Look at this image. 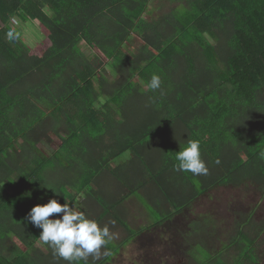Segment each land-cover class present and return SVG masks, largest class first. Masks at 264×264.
Wrapping results in <instances>:
<instances>
[{
    "label": "trees",
    "instance_id": "obj_1",
    "mask_svg": "<svg viewBox=\"0 0 264 264\" xmlns=\"http://www.w3.org/2000/svg\"><path fill=\"white\" fill-rule=\"evenodd\" d=\"M12 17L36 21L46 47H12ZM132 31L143 43L125 50ZM81 38L108 57L116 80L96 75L102 62L77 49ZM153 73L161 87L141 91L137 77L147 85ZM100 93L114 97L103 119L93 103ZM141 95L146 102L129 101ZM143 106L159 116L150 132L171 120L185 125L208 174L171 176L174 211L158 216L151 242H138L136 264H171L170 255L184 264H264L256 208L230 204L227 224L212 211L188 212L219 187L264 197V0H0V264H66L37 246L41 229L27 213L49 198L71 206V190L90 191L131 144L111 109L131 121ZM49 132L61 143L45 155L37 145L54 137Z\"/></svg>",
    "mask_w": 264,
    "mask_h": 264
},
{
    "label": "crops",
    "instance_id": "obj_2",
    "mask_svg": "<svg viewBox=\"0 0 264 264\" xmlns=\"http://www.w3.org/2000/svg\"><path fill=\"white\" fill-rule=\"evenodd\" d=\"M13 18L17 19L19 23L15 24ZM142 18L148 19V16L142 15ZM11 22L19 30V33L14 34L10 40L12 47L19 49L26 45L32 51L46 47L42 44L45 34L36 21H25L31 28L24 25L25 22L17 17H12ZM23 25L25 32L22 31ZM132 43H143L135 31H132L130 40L123 44V48L133 50ZM40 44H42L41 47ZM76 47L85 56L95 55L102 62L100 67H93L96 75L101 73L109 82L117 79L118 74L109 64L108 57L98 48L90 46L84 38L78 41ZM136 81L141 90L146 89L145 83L140 78L137 77ZM73 84L75 83L73 82ZM98 86L95 83L94 91H98ZM49 87H51L50 84ZM48 95L50 97L51 93L49 92ZM109 97V95L100 93L99 97L93 101L100 119L104 118L103 113H107L104 106L106 100L114 101V97ZM146 97V95L134 96L129 101L142 102L144 100L146 102ZM111 116L117 119L119 124H126L125 129L130 134V138L127 139L131 144L124 148L119 156L110 160L111 169H103L93 178L89 185L90 191L85 193L71 190V206L82 211L89 219L97 221L100 226L107 225L113 234V239L110 242H114L112 244L115 247H113L114 250L110 252L106 247H103L101 249L102 256L94 260L97 263L104 262V264L113 263L115 258L110 255L122 254V248L127 243L137 242L138 246V242H151L152 234H159L156 233L157 229H154L158 216L174 211L167 198H169V190L177 182L171 176L180 172L174 169L175 152L190 140L185 125L178 120H171L150 132L147 129L151 125L150 119L159 116L149 115L146 106H143V110L136 112L131 121L130 118L121 121L123 116L117 113L116 109H111ZM76 118L81 117L78 114ZM155 125L156 122L151 127ZM51 134L54 136L52 139L42 140L37 145L42 154H52L59 148L60 137ZM177 192L175 191V193ZM201 197L204 196H198V198ZM167 209L168 211H166ZM144 234H148V237L145 238ZM88 260L93 259L89 257Z\"/></svg>",
    "mask_w": 264,
    "mask_h": 264
},
{
    "label": "clouds",
    "instance_id": "obj_3",
    "mask_svg": "<svg viewBox=\"0 0 264 264\" xmlns=\"http://www.w3.org/2000/svg\"><path fill=\"white\" fill-rule=\"evenodd\" d=\"M8 37L12 39L13 33L9 32ZM161 83L159 75L153 73L146 88L155 91L161 87ZM258 155L264 159V151H260ZM175 161L176 171L190 172L194 176L208 174V168L201 158L199 140H188L185 146L175 152ZM54 214L61 215L57 218ZM27 220L41 229L40 241L66 264H80V261L88 264L89 257L93 261L98 259L101 249L113 239L107 225L100 226L82 211L69 206L68 202L61 204L55 198H49L44 204L34 205L27 213Z\"/></svg>",
    "mask_w": 264,
    "mask_h": 264
},
{
    "label": "rangeland",
    "instance_id": "obj_4",
    "mask_svg": "<svg viewBox=\"0 0 264 264\" xmlns=\"http://www.w3.org/2000/svg\"><path fill=\"white\" fill-rule=\"evenodd\" d=\"M150 2H154V0H150ZM14 23H19V21L13 18ZM24 25L31 28V26L25 22ZM23 25L22 31L25 32V26ZM17 26V25H16ZM211 40V38H209ZM143 91V90H141ZM41 146V145H40ZM47 152V151H45ZM235 200V201H234ZM240 204L243 207H253L256 208L255 215L256 217H264V197L259 192H244L242 189L234 187V188H222L219 187L217 190L212 191L211 197H201L197 200L195 206L189 211V216L191 218L204 213L206 211H212V213H217L224 219V222L229 223L230 217L227 216L229 213L230 204L236 205ZM145 232V230H144ZM132 236V235H131ZM135 235L133 236V238ZM144 237H148V234H144ZM141 238V237H140ZM112 242L111 244H113ZM40 244L41 241H40ZM37 246H42V245ZM122 254H117L114 256L113 254L110 257H114V261L111 264H136L135 260H139V256L142 253V250L137 246V242L127 243L122 248ZM102 254L100 255V257ZM169 256V255H168ZM170 263L171 264H184V258L178 255H170ZM111 262V260H108ZM88 264H94L93 260H89ZM139 264V263H138Z\"/></svg>",
    "mask_w": 264,
    "mask_h": 264
}]
</instances>
